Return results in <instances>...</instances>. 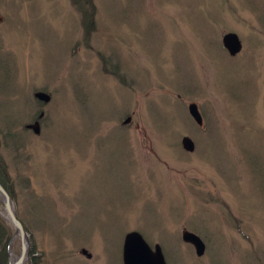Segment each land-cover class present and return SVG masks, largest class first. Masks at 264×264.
I'll use <instances>...</instances> for the list:
<instances>
[{"label": "rangeland", "instance_id": "1", "mask_svg": "<svg viewBox=\"0 0 264 264\" xmlns=\"http://www.w3.org/2000/svg\"><path fill=\"white\" fill-rule=\"evenodd\" d=\"M77 2L0 0V176L23 264H123L130 231L166 264H264V0H93L91 34Z\"/></svg>", "mask_w": 264, "mask_h": 264}, {"label": "water", "instance_id": "2", "mask_svg": "<svg viewBox=\"0 0 264 264\" xmlns=\"http://www.w3.org/2000/svg\"><path fill=\"white\" fill-rule=\"evenodd\" d=\"M223 46L231 55H235L241 50L242 43L238 35L233 32L226 33L222 39ZM38 98L47 100L48 96L44 94H37ZM189 111L195 120L200 123L201 116L194 103L189 104ZM130 119L127 118L124 123ZM182 145L186 150L194 149L193 140L185 136L182 140ZM0 200L5 206L8 218L14 226V233L12 240L9 243L8 261L9 264H23L26 254L29 251V235L24 229L21 221L17 218L16 211L13 205V200L7 190L0 183ZM18 236L21 240V249L19 255L14 259L11 245L13 239ZM182 237L186 241L192 243L198 255H201L205 250V244L199 236L191 231H183ZM81 253L86 257H90V253L85 249H81ZM123 264H166L165 257L159 245H155L154 249L144 239L143 235L138 231H130L124 236L123 242Z\"/></svg>", "mask_w": 264, "mask_h": 264}, {"label": "trees", "instance_id": "3", "mask_svg": "<svg viewBox=\"0 0 264 264\" xmlns=\"http://www.w3.org/2000/svg\"><path fill=\"white\" fill-rule=\"evenodd\" d=\"M89 1H90V5L88 8V5L86 6L85 3H89ZM75 7L79 12L80 20L83 21V27L85 32L91 34L92 30H94L95 27L94 21L96 16V6L93 0H78L77 4L75 3ZM3 168L5 169L6 167ZM0 183L7 190V192L10 194L13 200H15V198L11 194L12 191L10 190V188L7 187L6 182L2 176H0ZM11 233H12L11 223L8 220L4 219L0 214V264H8L7 249H8ZM34 263L35 262L33 263L31 262V264ZM35 264H38V262L36 261Z\"/></svg>", "mask_w": 264, "mask_h": 264}]
</instances>
